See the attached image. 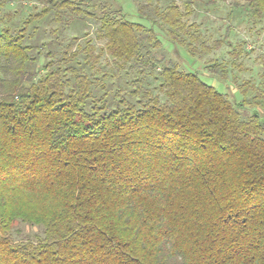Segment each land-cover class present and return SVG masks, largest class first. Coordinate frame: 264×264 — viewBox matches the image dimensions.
I'll return each instance as SVG.
<instances>
[{
  "label": "trees",
  "instance_id": "trees-1",
  "mask_svg": "<svg viewBox=\"0 0 264 264\" xmlns=\"http://www.w3.org/2000/svg\"><path fill=\"white\" fill-rule=\"evenodd\" d=\"M9 1L0 0V264H264V72L236 84V98L157 56L153 25L191 57L210 49L186 20L192 0L155 5L148 26L109 0H37L13 22ZM242 13L264 29V0H234L211 48ZM47 16L56 35L77 18L97 27L53 52L57 38L36 44L28 32ZM209 62L218 81L229 65L243 69ZM16 221L41 234L14 242Z\"/></svg>",
  "mask_w": 264,
  "mask_h": 264
},
{
  "label": "rangeland",
  "instance_id": "rangeland-1",
  "mask_svg": "<svg viewBox=\"0 0 264 264\" xmlns=\"http://www.w3.org/2000/svg\"><path fill=\"white\" fill-rule=\"evenodd\" d=\"M102 1V0H97ZM112 2L113 7H121L126 13V18L132 21H138L144 23L145 25H150L146 20V16L150 13L151 17L157 19L153 13V7L159 3L166 2L168 0H109ZM177 2L181 1H191V0H175ZM194 12L186 20L187 22H195L198 24V33L200 34V39L203 40L210 49L205 51H200L198 56L191 57L187 54L185 49L171 41L168 37L163 34L160 28L153 25V29L158 35H160L161 46L159 49L155 50L156 55L163 57L165 59H172L178 62L179 67L184 70L197 71L202 80L215 86L220 91L233 95L237 98L240 93L236 90V84L242 82V79L251 78L253 81L257 82L259 80V75L264 72V66H262L261 61L264 59V29L260 27L259 24L255 25L250 21L243 13L238 17L236 16L231 22L232 29L229 31L228 40L222 42L215 48L211 46L220 39L225 31L227 22L222 19L225 17L223 14L227 11V8L231 5L234 0H211L213 4L203 6V2L208 0H192ZM242 1V0H239ZM197 3V4H196ZM200 3V4H199ZM208 3V2H207ZM37 5L38 8H34ZM181 5V4H180ZM41 7L37 0H12L7 4L9 11H17V17L13 16V22L18 21L25 17L29 12L38 11ZM183 6L181 5V8ZM6 8V9H7ZM146 13V14H145ZM2 13H0L1 16ZM145 14V15H144ZM51 16L44 17L42 20L35 23L36 29L32 31L29 28L28 32L32 33L31 41L36 44H40L42 41L46 43H51L50 39L57 38L59 42H54L49 48L51 51L55 52L58 49L64 47L67 41L70 40L72 35H77L79 37V43H82L86 38L84 35L88 33V36L93 35L97 23L91 18H77L72 20L68 25L62 28L60 34H52L50 31L58 26V23L51 21ZM3 25L0 22V28ZM61 28V27H60ZM75 47V46H74ZM75 49V48H73ZM239 51L237 55H232L231 51ZM46 48H44V53ZM217 57L219 60L226 61L228 64L231 61H235L236 64H240L243 68L239 70L237 67H231L229 65L228 77L223 81H218L215 78L209 77L208 64L211 58ZM48 57L43 54L38 57V61L35 65L31 66V70L39 74L42 72V65ZM102 71L95 72L97 76L101 77L104 70H107L104 58L101 59ZM232 75H236L235 83H233ZM103 78V77H101ZM112 80L117 85H123V80L118 81V78L110 79L104 78V81ZM244 114H248V111H244ZM41 234V227L38 225H30L21 221H16L13 227L9 231V236L14 242H19L25 239L34 240L36 235Z\"/></svg>",
  "mask_w": 264,
  "mask_h": 264
}]
</instances>
